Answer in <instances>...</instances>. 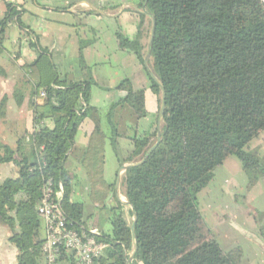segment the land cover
Wrapping results in <instances>:
<instances>
[{
    "label": "trees",
    "instance_id": "16d2710c",
    "mask_svg": "<svg viewBox=\"0 0 264 264\" xmlns=\"http://www.w3.org/2000/svg\"><path fill=\"white\" fill-rule=\"evenodd\" d=\"M136 1L156 18L150 59L165 89V111L158 147L144 164L127 169L122 181L125 197L137 214L138 251L131 264H242L240 248L226 251L213 236L198 194L231 156L242 164L249 187L264 179V157L247 150L264 131L263 0ZM10 9L0 20V48L11 25L24 29L16 18L20 12ZM140 38L139 32L134 40L118 34L121 46L132 49L144 65L147 47ZM29 46L36 49L37 43L30 39ZM86 47L82 41L80 64L84 69ZM39 52L38 59L25 66L34 85V129L19 137L15 150L2 146L0 155V164L12 163L19 171L17 178L0 182V224L11 231L18 264H45L44 224L38 208L47 181L52 180L56 190L63 187L61 208L69 228L88 231L94 216L86 215L83 203L72 202L74 176L65 169V162L84 121L99 117L90 106L96 83L92 78L77 82L62 76L50 52ZM150 80L161 105V90ZM117 89L127 95L107 114L112 135L108 137L96 126L83 158L102 233L98 240L106 245L95 264H127L134 250L132 225L124 219L123 207L116 201L111 204L115 185L104 177L106 147L110 142L116 150L120 133L113 116L119 106L130 107L137 119L148 113L144 89L135 91L128 79ZM48 119L53 120L52 126L43 125ZM156 139L157 120L148 133L135 136V148L127 161H142ZM27 146L34 148L33 161L24 154ZM107 224L111 225L109 233L104 232ZM66 261L71 258L64 252L60 262Z\"/></svg>",
    "mask_w": 264,
    "mask_h": 264
},
{
    "label": "crops",
    "instance_id": "0c3cea01",
    "mask_svg": "<svg viewBox=\"0 0 264 264\" xmlns=\"http://www.w3.org/2000/svg\"><path fill=\"white\" fill-rule=\"evenodd\" d=\"M140 4L136 0H0V20L8 15L10 6L20 12L16 18L24 26L22 29L18 24L11 25L0 48V155L2 146L15 150L19 137L34 129V85L25 66L38 59L41 49L50 52L52 63L62 76L77 82L92 78L96 84L91 89L90 106L99 112V117L91 116L84 121L67 156L65 169L74 176L72 202L87 207L86 215H94L89 225L100 232L97 209L90 200V182L83 166L91 133L99 125L111 137L112 127L107 114L112 105L125 99L126 92L117 89L124 80H130L135 91L145 90L147 117L137 119L127 105L119 106L113 116L120 133L115 143L119 171L114 175L119 179V186L111 204L115 201L120 204L118 199L126 203L122 186L126 170L121 168L135 164L127 161L135 148V136L148 133L152 124L158 121L156 115L160 105L151 89L148 72L154 74L152 61L149 58L147 65H142L134 51L122 47L118 39L120 33L126 39L134 40L139 32L141 44L148 46L151 19L141 13L143 7ZM30 39L37 43L36 49L29 46ZM82 41L87 43L83 51L85 69L80 64ZM52 124V119L43 123L44 126ZM108 144L113 150L112 144ZM107 147L104 177L108 184L116 186V179L110 181L107 178ZM247 150L264 157V131L248 144ZM24 154L30 161L34 160L32 146L24 148ZM18 174L14 164H0V178L14 179ZM198 201L208 228L224 250L240 248L242 264H264V179L249 187L242 164L231 156L216 169L213 180L198 194ZM87 205L91 206L89 210ZM121 206L124 219L132 225V210ZM110 231L111 225L107 224L104 232ZM10 237V229L0 224V264H18V251Z\"/></svg>",
    "mask_w": 264,
    "mask_h": 264
},
{
    "label": "built area",
    "instance_id": "2783aa9c",
    "mask_svg": "<svg viewBox=\"0 0 264 264\" xmlns=\"http://www.w3.org/2000/svg\"><path fill=\"white\" fill-rule=\"evenodd\" d=\"M43 96V94H42ZM63 187H54L52 180L45 183L38 214L43 220L45 243L42 247L45 264H62L63 253L70 254L71 262L65 264H95L106 248L98 240L101 232L95 228L77 232L69 228L62 210Z\"/></svg>",
    "mask_w": 264,
    "mask_h": 264
},
{
    "label": "water",
    "instance_id": "95a60500",
    "mask_svg": "<svg viewBox=\"0 0 264 264\" xmlns=\"http://www.w3.org/2000/svg\"><path fill=\"white\" fill-rule=\"evenodd\" d=\"M264 3V0H263ZM144 16L148 17L151 19V29H150V33H149V41H148V46H147V54H146V58H145V66L148 63L149 58L151 57L152 54V47H153V40L155 38V31H156V18L153 14H151L150 12H148L146 10V5L143 7V11L141 12ZM150 74V77L152 78V80L155 82V84L160 88L161 93H162V102L160 105V109H159V114H158V121H157V139L156 142L153 144V146H151L149 148V150L146 153V156L143 158L142 161L138 162L137 164H134L132 166H127V167H122L121 170H127L139 165H142L145 163V161L147 160V158L155 151V149L158 147L159 143L161 142V134H162V128H161V124L163 121V117H164V111H165V89L162 85V83L158 80V78L151 73L150 71H148ZM119 186V179L116 182V186H115V190L117 191ZM118 202L123 205V206H127L128 208H130L133 212L134 215V220L131 226V232H132V238H133V242H134V251L133 253L129 256L127 264H131V262L135 259V256L137 254L138 251V246L136 244V235H135V228H136V223H137V214L135 212L134 207L127 201L126 203L121 202L118 199Z\"/></svg>",
    "mask_w": 264,
    "mask_h": 264
},
{
    "label": "rangeland",
    "instance_id": "374dc122",
    "mask_svg": "<svg viewBox=\"0 0 264 264\" xmlns=\"http://www.w3.org/2000/svg\"><path fill=\"white\" fill-rule=\"evenodd\" d=\"M148 37H149V32H148ZM9 41L7 42V45H9ZM161 128H162V124H161ZM108 152H107V163H108V175H107V178L110 180V181H113L114 179L117 180V177H114V175H117V172L119 171V167H118V163H117V159H116V150L113 149L112 150V147L110 146V144H108ZM247 176V175H246ZM4 177L3 178H0V181H3L4 180ZM248 178V176H247ZM249 182V180H248ZM80 189H82V186L80 187ZM74 198V196H72ZM85 199L87 198V195L84 196ZM124 202H127L126 200H124ZM201 203L204 205V202L201 201ZM88 206V210L91 208L90 205H87ZM202 206V205H201ZM87 208V207H86ZM132 254V252H130Z\"/></svg>",
    "mask_w": 264,
    "mask_h": 264
}]
</instances>
